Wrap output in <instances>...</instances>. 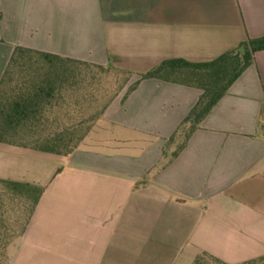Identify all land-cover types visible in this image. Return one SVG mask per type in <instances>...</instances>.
I'll list each match as a JSON object with an SVG mask.
<instances>
[{"label": "crops", "instance_id": "0c3cea01", "mask_svg": "<svg viewBox=\"0 0 264 264\" xmlns=\"http://www.w3.org/2000/svg\"><path fill=\"white\" fill-rule=\"evenodd\" d=\"M246 36H264V0H0V82L18 46L130 74L102 140L69 156L0 143V221L20 197L6 184L43 189L15 240L0 229L8 264L264 257V51L176 157L167 142L202 91L150 78L125 97L161 62L212 61Z\"/></svg>", "mask_w": 264, "mask_h": 264}, {"label": "trees", "instance_id": "16d2710c", "mask_svg": "<svg viewBox=\"0 0 264 264\" xmlns=\"http://www.w3.org/2000/svg\"><path fill=\"white\" fill-rule=\"evenodd\" d=\"M264 51V36H246L238 48L207 62L169 59L161 62L128 87L125 97L141 80H172L199 88L202 94L183 120L167 147L182 140L173 157L186 146L193 132L228 93L247 67L255 63V54ZM127 74L113 97L97 115L82 114L94 107L99 72ZM130 74L111 66H101L70 58L43 54L16 47L0 82V143L30 147L69 156L91 133L111 103L125 89ZM16 194L32 196L31 213L43 189L17 183L6 184ZM9 186V187H8ZM226 264L203 253L194 264L206 260ZM244 264H264V257Z\"/></svg>", "mask_w": 264, "mask_h": 264}, {"label": "rangeland", "instance_id": "374dc122", "mask_svg": "<svg viewBox=\"0 0 264 264\" xmlns=\"http://www.w3.org/2000/svg\"><path fill=\"white\" fill-rule=\"evenodd\" d=\"M126 78L127 74H123L120 72H99L96 80L97 85L92 87V89L95 90V93L97 95L95 96L96 100L94 102V107L89 112L85 111L82 114H85L86 116L99 114L104 108V106L113 97L116 89L125 82ZM103 127V123L100 121L94 124L92 133L90 134V137H92L93 141L102 140L104 138ZM181 141L182 140H178V142L170 148L171 152L178 148ZM1 190L4 189L1 188ZM33 198L34 197L32 196L28 197V195H25V197L24 195H21L13 201L14 203L12 206H9L10 204L7 199H1V201H3L1 202L0 229L1 234L5 237L4 241H1V245H3L5 242L7 243L11 240H15L17 236L21 233L25 222L31 213ZM5 249L1 247L0 264H8L7 252L3 251ZM203 264L215 263L212 260L206 259Z\"/></svg>", "mask_w": 264, "mask_h": 264}]
</instances>
